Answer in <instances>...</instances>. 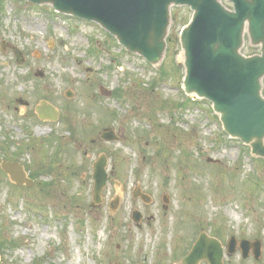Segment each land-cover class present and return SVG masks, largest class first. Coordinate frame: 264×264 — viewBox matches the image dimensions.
I'll list each match as a JSON object with an SVG mask.
<instances>
[{
	"label": "rangeland",
	"instance_id": "obj_1",
	"mask_svg": "<svg viewBox=\"0 0 264 264\" xmlns=\"http://www.w3.org/2000/svg\"><path fill=\"white\" fill-rule=\"evenodd\" d=\"M171 12L177 42L151 66L94 23L51 5L0 0V239L8 243L0 264H183L203 233L221 242L223 264H264V159L227 136L209 101L188 100L179 39L192 11ZM242 53L260 48L246 36ZM101 86L113 96L100 95ZM43 100L59 110L56 123L39 120ZM78 111L79 149L62 121L70 116L77 129ZM106 128L119 141H101ZM23 145L35 149L18 154ZM101 155L113 177L93 208ZM4 160L23 165L34 186L12 182ZM41 162L55 163L53 173L39 170ZM138 187L150 204L134 198ZM231 237L260 240L258 259L253 247L247 259L239 248L229 256Z\"/></svg>",
	"mask_w": 264,
	"mask_h": 264
},
{
	"label": "water",
	"instance_id": "obj_2",
	"mask_svg": "<svg viewBox=\"0 0 264 264\" xmlns=\"http://www.w3.org/2000/svg\"><path fill=\"white\" fill-rule=\"evenodd\" d=\"M27 1L51 5L57 12L98 23L128 51L145 57L154 66H159L165 57L171 8L190 7L194 12L192 20L180 36L184 91L193 99L210 101L225 132L250 146L255 156L264 158V0H228L234 4L233 11L223 6L221 0ZM245 35L252 46L261 48L260 55L246 57L242 54ZM15 52L21 64L23 56L19 50ZM101 93L111 95L103 87ZM37 112L42 120L58 119V111L46 102L41 103ZM102 138L117 139L112 130H106ZM107 162L102 156L95 164L94 207L102 202L101 194L108 179ZM3 169L18 186H33L21 165L4 163ZM139 194L140 189H137L134 195ZM142 197L146 203L150 202L146 196ZM117 205L118 200L112 204V209ZM140 219L141 214L134 212V220ZM238 246L244 258L253 246L258 258L259 241L238 243L231 238L228 254H234ZM223 257L219 241L203 233L184 264H199L204 260L209 264H223Z\"/></svg>",
	"mask_w": 264,
	"mask_h": 264
},
{
	"label": "trees",
	"instance_id": "obj_3",
	"mask_svg": "<svg viewBox=\"0 0 264 264\" xmlns=\"http://www.w3.org/2000/svg\"><path fill=\"white\" fill-rule=\"evenodd\" d=\"M176 42H177V37L176 36H174V35H171L170 36V44H171V47H172V45L173 44H176ZM49 165H47V164H45V163H39L38 164V168H40L39 170H43V171H48V172H51V170H52V165H54V163L52 162H50V163H48ZM5 244H8L6 241H4V240H2V239H0V248H1V246H4Z\"/></svg>",
	"mask_w": 264,
	"mask_h": 264
},
{
	"label": "flooded vegetation",
	"instance_id": "obj_4",
	"mask_svg": "<svg viewBox=\"0 0 264 264\" xmlns=\"http://www.w3.org/2000/svg\"><path fill=\"white\" fill-rule=\"evenodd\" d=\"M25 105L28 106V103H26ZM34 115H35V112H34ZM62 120L66 122L65 123L66 125H72V123H71L72 118L70 116H63ZM76 126H77V129H76L75 137H76V143H78V149H79V148H81V145H79V111H78V115H77V119H76ZM74 127H75V124H74ZM67 128L73 129V127H71V126H67ZM0 149L4 150V147L1 146Z\"/></svg>",
	"mask_w": 264,
	"mask_h": 264
}]
</instances>
